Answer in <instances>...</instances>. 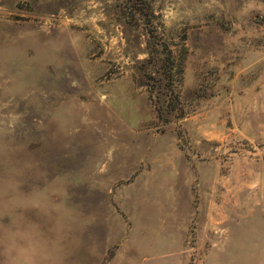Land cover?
Listing matches in <instances>:
<instances>
[{
	"label": "rangeland",
	"instance_id": "rangeland-1",
	"mask_svg": "<svg viewBox=\"0 0 264 264\" xmlns=\"http://www.w3.org/2000/svg\"><path fill=\"white\" fill-rule=\"evenodd\" d=\"M0 264H264V0H0Z\"/></svg>",
	"mask_w": 264,
	"mask_h": 264
}]
</instances>
